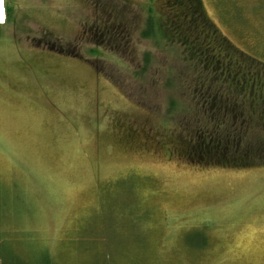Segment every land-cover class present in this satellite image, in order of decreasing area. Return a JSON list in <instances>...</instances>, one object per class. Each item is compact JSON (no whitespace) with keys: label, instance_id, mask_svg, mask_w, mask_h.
<instances>
[{"label":"rangeland","instance_id":"rangeland-1","mask_svg":"<svg viewBox=\"0 0 264 264\" xmlns=\"http://www.w3.org/2000/svg\"><path fill=\"white\" fill-rule=\"evenodd\" d=\"M4 1L0 264L5 252L39 264H264V165L167 153L183 120L171 101L199 98L181 45L141 36L165 0ZM201 1L264 63V0ZM112 22L128 42L101 37ZM257 125L250 136L264 141Z\"/></svg>","mask_w":264,"mask_h":264},{"label":"trees","instance_id":"trees-1","mask_svg":"<svg viewBox=\"0 0 264 264\" xmlns=\"http://www.w3.org/2000/svg\"><path fill=\"white\" fill-rule=\"evenodd\" d=\"M165 2V16L163 11L160 17L150 15L141 36L181 45L183 60L195 73L190 82L199 98L197 107L184 105L182 99L171 101V109L183 120L173 128L166 148L169 157L223 168L264 165V141L250 136L254 121L264 127V63L236 47L209 17L201 0ZM11 10L7 3L8 15ZM99 28L101 37L115 35L128 42V27L112 22ZM145 58L148 64L150 58ZM5 253L3 264H39ZM42 258L45 264H53L49 256Z\"/></svg>","mask_w":264,"mask_h":264},{"label":"bare ground","instance_id":"bare-ground-1","mask_svg":"<svg viewBox=\"0 0 264 264\" xmlns=\"http://www.w3.org/2000/svg\"><path fill=\"white\" fill-rule=\"evenodd\" d=\"M5 1L0 0V24L6 23V8Z\"/></svg>","mask_w":264,"mask_h":264}]
</instances>
